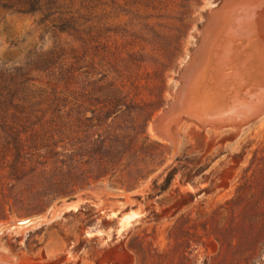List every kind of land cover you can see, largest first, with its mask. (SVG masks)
I'll use <instances>...</instances> for the list:
<instances>
[{"label": "rangeland", "instance_id": "374dc122", "mask_svg": "<svg viewBox=\"0 0 264 264\" xmlns=\"http://www.w3.org/2000/svg\"><path fill=\"white\" fill-rule=\"evenodd\" d=\"M54 1L33 14L0 6V64L35 80L0 119V226L87 188L125 194L168 166L118 214L86 197L3 233L0 251L14 264H264V113L239 128L169 120L176 146L151 129L227 0ZM258 38L255 54L230 56L264 76Z\"/></svg>", "mask_w": 264, "mask_h": 264}, {"label": "bare ground", "instance_id": "6f19581e", "mask_svg": "<svg viewBox=\"0 0 264 264\" xmlns=\"http://www.w3.org/2000/svg\"><path fill=\"white\" fill-rule=\"evenodd\" d=\"M258 16L264 18V0H227L212 12L200 32L201 41L181 76L182 84L174 102L152 124L151 129L155 137L175 145L176 140L173 139L171 130L168 133L164 129L169 120L176 124L186 119L203 128H239L264 113V76H259L258 71L249 73L253 70L254 63H250L253 66L251 67L246 61L230 56L233 53L230 50L234 51V54L238 50L241 53L243 47L256 46L258 41L263 44L262 38L258 37L264 35V23L261 20L256 21ZM243 36L247 37L249 42H245ZM255 46L252 47L253 52L249 49L250 54L256 53ZM258 65L262 66L264 72V63ZM164 166L150 175L137 189L125 194H114L103 186L81 190L74 201L63 203L62 206L51 210L32 223L31 227L59 216L67 208L77 210L86 197H90L95 206L116 215L117 209L134 203L135 196H144L150 182L168 165ZM26 229L20 230L19 233ZM0 262L14 264L11 255L1 251Z\"/></svg>", "mask_w": 264, "mask_h": 264}, {"label": "trees", "instance_id": "16d2710c", "mask_svg": "<svg viewBox=\"0 0 264 264\" xmlns=\"http://www.w3.org/2000/svg\"><path fill=\"white\" fill-rule=\"evenodd\" d=\"M0 6L5 9L16 10L23 14H33L42 9V6H50V10L56 7V1L50 0H0ZM35 85L31 78V70L28 66H9L0 64V119L6 117L3 111L7 108H14L17 102L18 93L27 90Z\"/></svg>", "mask_w": 264, "mask_h": 264}, {"label": "water", "instance_id": "95a60500", "mask_svg": "<svg viewBox=\"0 0 264 264\" xmlns=\"http://www.w3.org/2000/svg\"><path fill=\"white\" fill-rule=\"evenodd\" d=\"M154 181V180H153ZM88 189V188H87ZM79 193V192H78ZM77 193V194H78ZM77 194H75L73 196V198L75 199L77 197ZM66 201H63L62 199L56 203H54L52 206H50L47 210H45L43 213L39 214V215H36V216H33L31 218H28V219H25V220H22V221H17V222H9V223H6L4 225H1L0 226V234L2 233H5V232H17L19 233L20 230L22 229H30L31 228V224L34 223V222H37L38 220L41 219V217L45 216V214H48L51 210H54L57 207V205L59 203H65ZM50 214L48 215V218H49ZM47 221V220H46ZM29 227V228H28ZM26 229V230H27ZM24 230V231H26ZM23 231V232H24ZM1 234V235H2ZM0 235V236H1Z\"/></svg>", "mask_w": 264, "mask_h": 264}]
</instances>
